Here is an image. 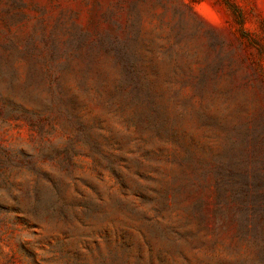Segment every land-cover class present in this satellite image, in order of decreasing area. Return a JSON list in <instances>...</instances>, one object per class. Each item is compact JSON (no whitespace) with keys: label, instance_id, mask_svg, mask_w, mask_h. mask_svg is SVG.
<instances>
[{"label":"rangeland","instance_id":"1","mask_svg":"<svg viewBox=\"0 0 264 264\" xmlns=\"http://www.w3.org/2000/svg\"><path fill=\"white\" fill-rule=\"evenodd\" d=\"M133 65L147 67L164 82L176 110L184 103L199 104L201 97L187 80L210 65L220 91L204 103L229 122L264 130V0H0V264H110V255L124 264L147 262V247L130 246L122 232L148 236L141 215L153 216L158 205L144 202L124 175L118 177L86 149L78 150L61 193L73 197L78 190L96 188L105 212L64 223L43 211L56 198L48 184L39 213L32 210L28 193L36 178L45 181L43 174L49 179L64 175L57 162L49 156L37 159L39 176L20 162L42 138L30 125L31 112L41 108L48 81L57 76L72 90L87 83L82 112L122 138L118 153L135 171L133 158L145 153L138 146L146 134L128 128L90 89L107 71ZM185 127L202 132L190 116ZM68 138L63 123L50 133L47 123L48 145L64 146ZM148 146L164 154L171 150L157 139ZM159 159L149 160L141 173L159 176L176 169ZM247 165L229 178L226 225L216 241L210 232L203 241L199 234L193 242L172 244L161 227L151 229L170 249V264H264V162ZM180 213L167 209L161 222H175Z\"/></svg>","mask_w":264,"mask_h":264},{"label":"trees","instance_id":"2","mask_svg":"<svg viewBox=\"0 0 264 264\" xmlns=\"http://www.w3.org/2000/svg\"><path fill=\"white\" fill-rule=\"evenodd\" d=\"M89 71L86 68V73ZM48 74L53 72L48 70ZM152 75L153 71L145 66H123L114 72L107 71L105 79L93 82L90 87L110 112L118 115L128 128L135 127L142 135L146 134L140 137L138 146L139 149L144 147L145 153L133 158L135 171L126 165L125 158L118 153L116 145L121 144L122 138L118 139L113 132L108 131L102 120H90L82 112V95L86 93L87 83L81 82L80 90H72L57 76L48 81V98L42 100L41 108L31 112L33 122L30 125L39 131L42 138L33 153L23 154L20 158V162L31 166L36 176L41 174L36 167L37 159L49 156L57 162L65 176L49 179L43 174L45 181L36 178L28 193L33 198L32 210L39 213L42 189L46 186L44 184H48L56 198L43 211L64 223L75 220L85 222L105 212V201L96 188H91V192L78 190L73 197L61 193L67 175L73 172L74 156L80 149H86L90 156L98 158L118 173V177L124 175V181L136 187L144 202L158 205L153 216L141 215L149 231L148 236L139 239L130 230L122 232L123 236L128 237L126 242L130 246L140 251L147 247L149 251L147 262L139 259L126 264H170V249L158 243L152 228L161 227L163 236L172 244L178 240L193 242L199 234L203 241L210 232L215 233L216 241L226 225L230 176L239 166L264 162V130L251 128L249 123L229 122L204 103L208 95L220 91L213 80V68L210 65L200 74L190 75L187 80L195 88L196 94L200 95L199 104L187 106L184 103L180 110L170 105L164 82ZM187 116L197 124V128L202 131L200 134L186 129ZM47 123L48 133L57 124L65 125L69 132L66 145L47 144ZM215 138L219 141L216 144L210 141ZM156 139L162 144H169L170 152L164 154L161 150L157 152L149 149L148 144ZM156 158L165 159L177 167L159 176H153L150 172L141 173V168ZM171 208L180 210V217L175 222L163 224L160 216ZM109 258L110 264H124L119 257L110 255Z\"/></svg>","mask_w":264,"mask_h":264}]
</instances>
